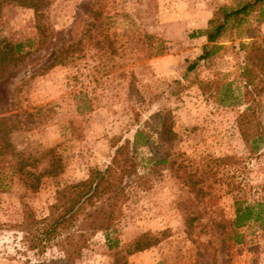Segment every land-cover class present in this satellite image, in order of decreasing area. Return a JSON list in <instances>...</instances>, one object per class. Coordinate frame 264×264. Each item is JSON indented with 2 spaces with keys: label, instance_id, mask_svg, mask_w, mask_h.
Listing matches in <instances>:
<instances>
[{
  "label": "rangeland",
  "instance_id": "obj_1",
  "mask_svg": "<svg viewBox=\"0 0 264 264\" xmlns=\"http://www.w3.org/2000/svg\"><path fill=\"white\" fill-rule=\"evenodd\" d=\"M247 1L44 0L39 13L2 9L0 37L34 43L0 79V117L10 119L0 264L62 257L64 235L41 240L39 222L56 190L116 165L126 147L133 166L115 229L87 233L74 264H111L145 232L158 242L127 264H264V2L231 18L212 55L187 70L208 44L195 34L219 19L218 8ZM49 148L61 165L55 176L44 173ZM20 164L41 174L36 190L19 178ZM249 203H260L261 217L234 227L236 205Z\"/></svg>",
  "mask_w": 264,
  "mask_h": 264
},
{
  "label": "trees",
  "instance_id": "obj_2",
  "mask_svg": "<svg viewBox=\"0 0 264 264\" xmlns=\"http://www.w3.org/2000/svg\"><path fill=\"white\" fill-rule=\"evenodd\" d=\"M264 0H250L242 3L235 9L218 8L216 16L219 19H211L209 26L205 30H200L195 35H205L208 44L203 46L202 53L188 65L190 71L195 64L212 55V48L219 36L223 33L227 22L231 18L246 14L256 5ZM44 0H0V15L2 9L7 5L32 8L36 13L40 12ZM36 28L38 30V46L45 42L46 27L37 19ZM34 39L12 41L6 37H0V79L4 78L11 67L21 63L30 52ZM55 63V62H54ZM53 64V62H52ZM9 118L0 117V155L8 152L10 142L7 140V124ZM141 131H136L134 139H138ZM123 147H118L116 152L123 151ZM123 157L117 163L108 164L103 169H91L87 178L72 184H66L56 190L55 202L51 204L50 212L39 222L43 223L41 240H50L57 234H63L61 241L62 257L51 259L49 264H74L75 259L81 254L82 248L87 243V233L103 230L107 234L115 229V206L121 199L122 179L133 166V157L129 156L126 147ZM50 155V169L45 174L55 176L60 173L61 165L59 158L53 153V149L46 150L45 155ZM22 165L18 167L19 178L32 190H36L40 185L41 174L30 171H22ZM257 204L241 205L235 208L234 227L243 225L248 220H258L261 217V209ZM109 247H118V240L107 235ZM158 242V238L148 232L142 233L127 244L124 253L119 250L115 252L111 264H127V255L136 251L147 249ZM43 247V246H42Z\"/></svg>",
  "mask_w": 264,
  "mask_h": 264
}]
</instances>
